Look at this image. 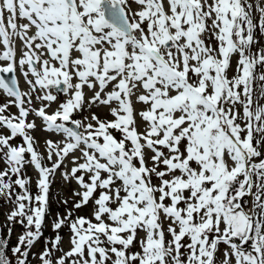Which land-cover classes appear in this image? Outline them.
<instances>
[{
	"label": "snow or ice",
	"instance_id": "1",
	"mask_svg": "<svg viewBox=\"0 0 264 264\" xmlns=\"http://www.w3.org/2000/svg\"><path fill=\"white\" fill-rule=\"evenodd\" d=\"M253 11L249 0H0V74L19 69L28 85L0 75V197L25 228L15 264L43 236L57 171L78 187L40 264H264V6ZM38 129L60 137L46 158ZM253 194L255 214L243 206ZM7 250L0 237V264H13Z\"/></svg>",
	"mask_w": 264,
	"mask_h": 264
},
{
	"label": "rangeland",
	"instance_id": "2",
	"mask_svg": "<svg viewBox=\"0 0 264 264\" xmlns=\"http://www.w3.org/2000/svg\"><path fill=\"white\" fill-rule=\"evenodd\" d=\"M250 3L253 4L254 6V17H258L259 13L257 11H255V6L257 5V3H259L261 6H264V0H249ZM260 44L264 45V37L260 38ZM0 50H2V46H0ZM17 55H20V45L19 43H17ZM4 62H0V64H3ZM16 74V78L19 81V85L21 90L27 91L28 89V85L25 83L24 78L22 76V74L20 73L19 69L17 70ZM86 91V95L87 96H91L92 93L89 92L87 89ZM8 98L2 91H0V104H3L5 102L8 101ZM66 99V97L61 93L58 95V99L56 102L52 103L51 107L48 109L49 112L54 111L58 104L63 102ZM33 106L35 107H39L40 103L38 101H33ZM138 107H140L138 105ZM92 111H96L97 114L102 118H108L111 119V117L109 115H107V109L101 108V109H92ZM11 112L12 113H17V108L16 107H12L11 108ZM84 115L87 116L89 115V112L86 111L84 112ZM79 118V117H77ZM36 120L37 125L39 126L41 124V121L38 118H35L34 116H29V120ZM6 131V130H5ZM33 135L36 137L37 139V148L38 151L43 154L46 158V145H45V141L47 139H53V140H59L60 137L53 135V134H49L47 132H43L40 131L39 129L36 130L35 132H33ZM22 142V138H17L15 141H13L14 144H19ZM55 159V158H54ZM4 167L3 162H0V169H2ZM63 167V166H62ZM68 167H71V164H68ZM26 175L31 177L32 179V183L30 185V189L33 193V195L37 194L38 190L36 188V180L38 179V173L37 171L34 169V167L32 166H26ZM78 186H76L74 183L69 185L66 184L60 176V172L57 171L56 176L53 179L52 185L50 187L49 190V209H50V214L46 215L45 217V224L42 227V232H43V236L34 243L33 247L31 248L30 254H29V261L30 264H40V260H39V254L44 250L45 246H46V241L47 240H51L55 233L53 232L52 229V221L53 219H55L56 214L59 213H63L64 212V206L60 203L61 200L65 199V198H71V191L70 189L72 188H76ZM255 200L254 198V194L252 195V200ZM70 206V205H69ZM243 206L244 208H246L247 206H251L252 209V202H250L249 197L247 196L246 198H244V202H243ZM12 210V205L10 203H6L4 201V199L2 197H0V237L6 238L8 240V250H7V254L9 255V257H11L13 259V264H15V257L12 256V253L10 251L11 248H13L14 246H16L17 242H18V237L21 236L24 231L25 228L24 226H22L19 223L16 222H11L7 220V216L10 213V211ZM90 209L89 208H85L84 210H82L81 212L78 213V215H89ZM9 228H11V234L9 235ZM34 230V229H33ZM60 234L63 237L62 240V248L67 251L70 247L69 245V237H70V233L67 227L63 228L60 232ZM48 247H50L51 245H47ZM223 248V246H221ZM61 255L60 252L56 253V256ZM233 264H234V260H233Z\"/></svg>",
	"mask_w": 264,
	"mask_h": 264
},
{
	"label": "water",
	"instance_id": "3",
	"mask_svg": "<svg viewBox=\"0 0 264 264\" xmlns=\"http://www.w3.org/2000/svg\"><path fill=\"white\" fill-rule=\"evenodd\" d=\"M2 75H4L5 78L8 79V80H11L12 76H13V74H2Z\"/></svg>",
	"mask_w": 264,
	"mask_h": 264
},
{
	"label": "trees",
	"instance_id": "4",
	"mask_svg": "<svg viewBox=\"0 0 264 264\" xmlns=\"http://www.w3.org/2000/svg\"><path fill=\"white\" fill-rule=\"evenodd\" d=\"M255 205H256V201L253 203V213L255 214V211H256V209H255Z\"/></svg>",
	"mask_w": 264,
	"mask_h": 264
}]
</instances>
